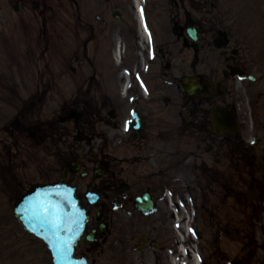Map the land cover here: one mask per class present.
<instances>
[{
  "label": "flooded vegetation",
  "instance_id": "obj_1",
  "mask_svg": "<svg viewBox=\"0 0 264 264\" xmlns=\"http://www.w3.org/2000/svg\"><path fill=\"white\" fill-rule=\"evenodd\" d=\"M48 2L0 0L10 178H28L31 153L47 182L76 188L94 238L76 256L90 264H109L114 245L128 248V264L245 263L264 205V50L251 10L233 0L226 19L215 5L204 14L205 0H167L166 14L153 0H71L67 46L36 48L42 62L29 79L13 23L36 21L46 35L62 18ZM184 77H197L188 92Z\"/></svg>",
  "mask_w": 264,
  "mask_h": 264
},
{
  "label": "rangeland",
  "instance_id": "obj_2",
  "mask_svg": "<svg viewBox=\"0 0 264 264\" xmlns=\"http://www.w3.org/2000/svg\"><path fill=\"white\" fill-rule=\"evenodd\" d=\"M56 2H48V4L57 6L56 10L50 12L51 14L62 15V18L53 17L50 22H48L47 34L42 35L40 31L42 30V24L36 21L28 24V29L24 28L23 32L21 30V26L17 27L13 30L12 37L14 38L12 47L16 46L21 48H29L28 50V65H27V73L29 79H31L34 75L35 63L42 62L38 57L41 56L43 50L39 49L35 50L38 47H52V48H62L67 46V41L69 39L70 29L69 19L65 15L70 14V5L69 1L71 0H55ZM58 1V2H57ZM154 4L158 10L161 11L162 14H166L168 7H170V3L167 0H153ZM233 0H205V6L200 7L203 8V13L207 14L213 10V6L218 8V11L214 13H221L227 19L230 14L231 6ZM242 4L248 6L253 14H252V23L253 25L257 24L258 30L255 36L258 38L260 42L256 47L259 51L264 50V45L261 44L260 37L263 34L264 30V0H241ZM235 2H233L234 5ZM250 5V6H249ZM190 9V7H188ZM64 9V10H63ZM64 11V12H62ZM192 12V11H191ZM197 10L195 9V13ZM170 13V12H169ZM262 14V15H261ZM62 24L65 25L62 26ZM59 26L66 31L60 34L59 37L55 38L58 34ZM58 29V30H57ZM26 31V33L24 32ZM60 31V30H59ZM42 36V39L40 38ZM49 36L50 38L46 39L45 37ZM57 40H60L63 44H58ZM50 42V44H49ZM63 51V50H59ZM264 55V54H262ZM56 53L49 52V55H46L47 58L50 57L49 62H55V58L59 57ZM25 63V61H24ZM257 98V97H255ZM0 107V122H2L5 117V108L4 104ZM47 108H52L55 104L51 102L46 103ZM0 137H4L3 133L0 134ZM5 154L3 151L0 152V264H52L50 254L43 247V244L29 236L22 226L17 222L12 213V206L14 200V193H11L9 188H7L5 181L6 180V170L4 166L5 162ZM35 164L34 167L29 171L30 178H21L24 180L26 184L29 181L36 180L38 177L39 169ZM8 178V177H7ZM34 182V181H33ZM19 191V190H18ZM259 204V215L256 218V223L254 226H258L260 230L256 229V234L259 238H255L253 241L248 243V252L250 254L249 260L247 264H264V205ZM242 242L238 241L237 250L239 252L241 248ZM127 247H120L121 256L126 255ZM114 254L118 255L120 253L115 252ZM128 254H133L130 252ZM130 255H128L129 257ZM132 257V256H130ZM133 261V259H132ZM132 264V262H130ZM128 264V262H127Z\"/></svg>",
  "mask_w": 264,
  "mask_h": 264
},
{
  "label": "water",
  "instance_id": "obj_3",
  "mask_svg": "<svg viewBox=\"0 0 264 264\" xmlns=\"http://www.w3.org/2000/svg\"><path fill=\"white\" fill-rule=\"evenodd\" d=\"M56 191L66 193L69 197L68 201H64L62 197H57V199H59L63 203L65 210L69 213L73 211H76L78 213V215L76 216V219L79 221L78 228H76L71 234H64L65 238H68L69 235L71 236V264H78V262L72 258L73 251L77 240L80 238L84 230L87 218L85 212L81 209L80 204L72 189L64 185L34 186L16 203L14 213L27 231L44 240V242L47 244L48 249L52 253L55 264H66V262L57 254L59 241L57 240L56 236L53 235L52 231L47 226L34 219L29 211V199L35 196L36 193Z\"/></svg>",
  "mask_w": 264,
  "mask_h": 264
},
{
  "label": "snow or ice",
  "instance_id": "obj_4",
  "mask_svg": "<svg viewBox=\"0 0 264 264\" xmlns=\"http://www.w3.org/2000/svg\"><path fill=\"white\" fill-rule=\"evenodd\" d=\"M62 197L68 201L66 193L56 192H38L29 199V211L32 217L47 226L59 241L57 254L66 264H71V236L64 237L65 233L71 234L79 226L76 219L78 213L73 211L67 212L63 203L57 199Z\"/></svg>",
  "mask_w": 264,
  "mask_h": 264
}]
</instances>
